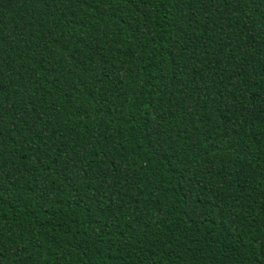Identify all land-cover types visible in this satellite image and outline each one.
Here are the masks:
<instances>
[{
    "label": "trees",
    "instance_id": "16d2710c",
    "mask_svg": "<svg viewBox=\"0 0 264 264\" xmlns=\"http://www.w3.org/2000/svg\"><path fill=\"white\" fill-rule=\"evenodd\" d=\"M0 264H264V0H0Z\"/></svg>",
    "mask_w": 264,
    "mask_h": 264
}]
</instances>
